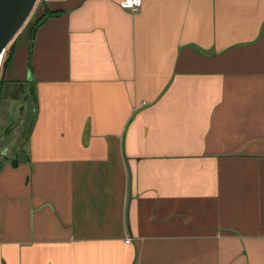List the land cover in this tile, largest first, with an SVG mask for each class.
Here are the masks:
<instances>
[{"label": "crops", "instance_id": "1", "mask_svg": "<svg viewBox=\"0 0 264 264\" xmlns=\"http://www.w3.org/2000/svg\"><path fill=\"white\" fill-rule=\"evenodd\" d=\"M41 2L0 73V264H264V0Z\"/></svg>", "mask_w": 264, "mask_h": 264}, {"label": "rangeland", "instance_id": "2", "mask_svg": "<svg viewBox=\"0 0 264 264\" xmlns=\"http://www.w3.org/2000/svg\"><path fill=\"white\" fill-rule=\"evenodd\" d=\"M41 0H38L31 16L27 20L24 27L21 29V31L18 33V35L15 37V39L12 41V43L9 45V47L6 50L5 58H3L2 66L0 67V73L4 69V64L9 56L10 50L15 43L17 37L21 35L22 33L29 30L31 24L37 19L39 8L41 7ZM3 81H0V87H2ZM18 91L16 90L15 96L17 97ZM0 94V161L3 160L6 156L14 157V151H16L19 142H23L25 139V132L24 129L16 124L18 112L16 107L18 104H11V100L7 97L5 98ZM26 105L25 100L23 101ZM36 107L34 108L30 104H27L25 106V113H24V120L28 117H34L36 114ZM26 124V123H25ZM28 130H26L27 133Z\"/></svg>", "mask_w": 264, "mask_h": 264}, {"label": "water", "instance_id": "3", "mask_svg": "<svg viewBox=\"0 0 264 264\" xmlns=\"http://www.w3.org/2000/svg\"><path fill=\"white\" fill-rule=\"evenodd\" d=\"M38 0H0V67L1 57L31 16ZM24 107H20L19 120Z\"/></svg>", "mask_w": 264, "mask_h": 264}, {"label": "built area", "instance_id": "4", "mask_svg": "<svg viewBox=\"0 0 264 264\" xmlns=\"http://www.w3.org/2000/svg\"><path fill=\"white\" fill-rule=\"evenodd\" d=\"M143 5V0H121L120 2V6L122 9L124 10H128V11H132V12H136L139 10V8H141ZM5 54L6 51L3 53L2 57H1V62L3 63V58H5ZM1 63V66H2ZM127 242H131V239H127Z\"/></svg>", "mask_w": 264, "mask_h": 264}, {"label": "trees", "instance_id": "5", "mask_svg": "<svg viewBox=\"0 0 264 264\" xmlns=\"http://www.w3.org/2000/svg\"><path fill=\"white\" fill-rule=\"evenodd\" d=\"M52 16H55L53 13H51L50 11H47L45 12V14L39 18L34 24L33 26L31 27V35H32V39H34V36L36 34V31L37 29L49 18V17H52ZM13 48H11L10 50V53H9V56L4 64V68H6L8 66V63L10 61V58L12 57V53H13ZM2 89L0 87V93H1Z\"/></svg>", "mask_w": 264, "mask_h": 264}, {"label": "flooded vegetation", "instance_id": "6", "mask_svg": "<svg viewBox=\"0 0 264 264\" xmlns=\"http://www.w3.org/2000/svg\"><path fill=\"white\" fill-rule=\"evenodd\" d=\"M18 123H19V113H18L16 124H18Z\"/></svg>", "mask_w": 264, "mask_h": 264}]
</instances>
